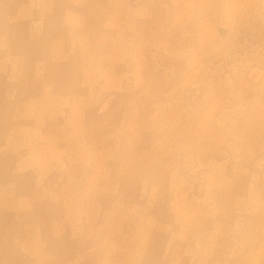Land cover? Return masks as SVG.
Listing matches in <instances>:
<instances>
[{"label":"rangeland","instance_id":"1","mask_svg":"<svg viewBox=\"0 0 264 264\" xmlns=\"http://www.w3.org/2000/svg\"><path fill=\"white\" fill-rule=\"evenodd\" d=\"M0 264H264V0H0Z\"/></svg>","mask_w":264,"mask_h":264}]
</instances>
